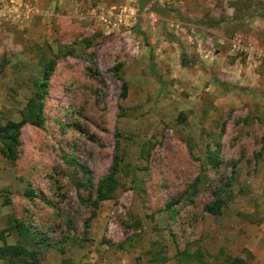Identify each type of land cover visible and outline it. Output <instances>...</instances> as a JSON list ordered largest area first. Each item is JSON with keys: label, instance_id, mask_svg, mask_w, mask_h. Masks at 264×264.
Returning <instances> with one entry per match:
<instances>
[{"label": "rangeland", "instance_id": "obj_1", "mask_svg": "<svg viewBox=\"0 0 264 264\" xmlns=\"http://www.w3.org/2000/svg\"><path fill=\"white\" fill-rule=\"evenodd\" d=\"M47 62L41 126L0 154L6 244L15 221L36 264H264V0H0V125Z\"/></svg>", "mask_w": 264, "mask_h": 264}, {"label": "trees", "instance_id": "obj_2", "mask_svg": "<svg viewBox=\"0 0 264 264\" xmlns=\"http://www.w3.org/2000/svg\"><path fill=\"white\" fill-rule=\"evenodd\" d=\"M145 1L149 2L150 0ZM226 21V18L220 17L214 20H208L206 23L208 24V27H215ZM143 42L146 47H149L148 43L144 40V37ZM149 61L152 64L151 52L149 53ZM51 71L52 62H47L43 65L41 80L34 84L35 92L32 97L27 100L20 113V120L18 122L7 120L3 125H0V154L8 161L16 159V147L18 145L20 127L24 123H29L35 127L41 126L43 95L46 92L47 80ZM219 85L223 88L226 87L225 83H220ZM124 89L125 86L122 84L121 96H124ZM119 161L120 157L115 153L108 173L99 182L97 196L101 200L105 199L106 192L115 188V174ZM205 211L210 215H217L219 213V202L216 201L215 203L206 206ZM9 229L15 231L19 240L18 242L9 245L4 242L2 234H0V240L2 242V245L0 246L1 264H36L37 260L34 252L29 251L26 248V245L34 240L33 236L15 221L12 222ZM226 264H246V262L241 258L233 257L228 260Z\"/></svg>", "mask_w": 264, "mask_h": 264}]
</instances>
